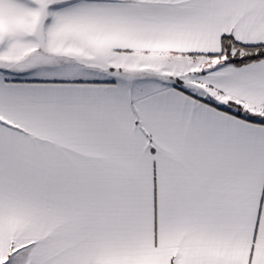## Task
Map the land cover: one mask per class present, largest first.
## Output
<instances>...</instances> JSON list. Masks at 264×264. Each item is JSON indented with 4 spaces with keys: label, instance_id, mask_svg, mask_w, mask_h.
I'll list each match as a JSON object with an SVG mask.
<instances>
[{
    "label": "snow or ice",
    "instance_id": "6c2138e0",
    "mask_svg": "<svg viewBox=\"0 0 264 264\" xmlns=\"http://www.w3.org/2000/svg\"><path fill=\"white\" fill-rule=\"evenodd\" d=\"M0 264H264V0H0Z\"/></svg>",
    "mask_w": 264,
    "mask_h": 264
}]
</instances>
